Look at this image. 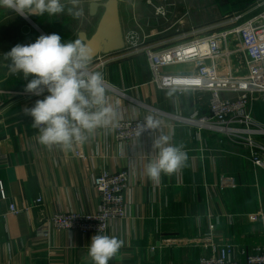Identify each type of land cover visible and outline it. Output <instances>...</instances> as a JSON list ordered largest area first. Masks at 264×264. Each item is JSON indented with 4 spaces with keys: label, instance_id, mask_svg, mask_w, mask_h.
Here are the masks:
<instances>
[{
    "label": "crops",
    "instance_id": "1",
    "mask_svg": "<svg viewBox=\"0 0 264 264\" xmlns=\"http://www.w3.org/2000/svg\"><path fill=\"white\" fill-rule=\"evenodd\" d=\"M130 1H120L121 24V2ZM222 1L224 16H230L261 0ZM78 7L91 19L92 32L85 31L90 35L101 11L90 16L85 0H80ZM29 17L37 20L32 24L42 35V27L50 30L59 19L66 20L64 13ZM27 18L0 8V102L5 100L6 106L0 116V184L5 195V199L0 196V264H93L87 253L95 233L58 230L40 213L50 217L57 211L96 212L98 195L93 177L121 170L129 173L124 194L126 215L111 221L101 235L116 236L124 245L108 264H198L200 256L226 243L234 245V258L239 257L240 247L264 244V171L243 157L244 149L238 142L180 121L191 115L194 105L200 114L206 113L208 93L158 89L150 82L141 54L124 50L109 53L111 60L104 68L111 86L107 95L117 109V120L147 116L150 108L163 112L159 132L170 136L172 144L183 145L188 156L185 167L171 176L162 174L158 182L147 177L145 166L156 156L152 143L159 132L125 143L115 139L113 129H98L71 150L59 146L50 150L39 144L38 129L31 126L33 119L24 109L48 93L26 94L24 89L32 76L25 79L22 74H8L10 61L3 59L17 44H31L38 38ZM165 32L160 31L154 42L170 45L182 39L178 28L171 36ZM182 69L176 65L166 70ZM263 111L264 101H259L252 114L264 124ZM10 204L19 213H11ZM211 221L215 229L204 236Z\"/></svg>",
    "mask_w": 264,
    "mask_h": 264
},
{
    "label": "built area",
    "instance_id": "2",
    "mask_svg": "<svg viewBox=\"0 0 264 264\" xmlns=\"http://www.w3.org/2000/svg\"><path fill=\"white\" fill-rule=\"evenodd\" d=\"M134 3L132 1L131 6ZM155 13L164 15L162 8H157ZM158 33L151 30L144 34L139 27L128 34L123 30V50L145 57L150 82L158 89L177 90L179 94L186 90L195 94L208 93V111L200 114L194 105L191 115L180 121L197 126L199 131L238 142L244 149L243 157L264 171V124L256 121L252 114L255 104L264 101V0L248 10L232 13L214 27H190L189 32L182 33L179 42L170 45L154 42ZM110 60L109 54H99L89 69L103 74L107 91L111 86L105 79L104 68ZM176 65H182L183 69L166 70ZM5 107V100H2L0 116ZM149 115L160 121L163 112L150 108ZM145 117L118 119L113 129L115 139L126 143L153 134L148 130L137 137V125L143 123ZM92 184L98 195L96 212L57 211L50 217L40 213V217L58 230L82 234L105 232L111 221L126 215L124 194L129 185V173L126 170L103 172L93 177ZM0 196L5 199L1 184ZM39 202L38 198L36 203ZM9 211L19 213L13 204L9 205ZM207 227L204 236L213 233L215 222H209ZM233 251L231 243L214 247L199 257L198 264H264V244L250 249L240 247L238 258H234Z\"/></svg>",
    "mask_w": 264,
    "mask_h": 264
},
{
    "label": "clouds",
    "instance_id": "3",
    "mask_svg": "<svg viewBox=\"0 0 264 264\" xmlns=\"http://www.w3.org/2000/svg\"><path fill=\"white\" fill-rule=\"evenodd\" d=\"M80 0H0L6 8L27 18L29 15H57L67 12L79 17ZM70 5V6H68ZM94 50L84 41L62 42L61 36L52 33L40 35L34 43L17 44L3 59L10 61L8 74H22L32 79L24 91L35 96L44 95L25 114L33 119L32 127L38 129V142L48 149L59 146L71 150L93 137L98 129H114L117 109L107 95L103 74L90 71ZM161 121L149 115L137 125V137L143 132H159ZM171 137L159 132L153 139L154 159L145 166L149 179L158 182L162 176L180 171L186 166L188 156L183 145L172 144ZM124 241L116 236L96 234L88 245V257L93 264H108L123 247Z\"/></svg>",
    "mask_w": 264,
    "mask_h": 264
},
{
    "label": "rangeland",
    "instance_id": "4",
    "mask_svg": "<svg viewBox=\"0 0 264 264\" xmlns=\"http://www.w3.org/2000/svg\"><path fill=\"white\" fill-rule=\"evenodd\" d=\"M132 1H135L134 6L130 5ZM222 3V0H145V2L131 0L126 4L121 2L123 30L126 34L135 32L138 27L141 28L144 34H148L151 30L158 32L165 30L164 35L171 36L172 32L175 33L176 28H178L183 33L185 29L196 26V24L226 21L229 16H224ZM157 8H162L164 15H156ZM78 10L81 11L79 7ZM81 12L82 14L79 17H74L65 11L66 20L62 19L61 21L59 19V24L51 25L50 30L47 27H42V31L45 33L43 35H50V31H52L51 34L56 33L61 36L62 42H67L77 39L76 34L80 28L91 33V19L88 17L87 11L83 10ZM26 20L32 28H35L32 22L37 21L36 19L33 18L32 20L29 17ZM178 21L183 23L181 25L177 24V26L174 25ZM35 30L36 35H42L36 28ZM261 114L264 115V111ZM258 122L263 123L260 120Z\"/></svg>",
    "mask_w": 264,
    "mask_h": 264
},
{
    "label": "water",
    "instance_id": "5",
    "mask_svg": "<svg viewBox=\"0 0 264 264\" xmlns=\"http://www.w3.org/2000/svg\"><path fill=\"white\" fill-rule=\"evenodd\" d=\"M88 2V14L100 13L95 30L88 35L81 30L77 38L94 50L93 59L99 54H109L125 48L123 28L120 20L119 6L121 0H85ZM92 59V60H93Z\"/></svg>",
    "mask_w": 264,
    "mask_h": 264
}]
</instances>
